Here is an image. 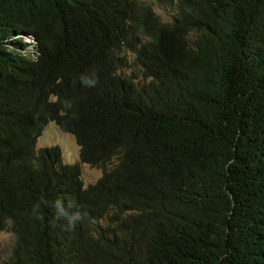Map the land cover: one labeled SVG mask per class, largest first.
Returning a JSON list of instances; mask_svg holds the SVG:
<instances>
[{"label": "trees", "instance_id": "trees-1", "mask_svg": "<svg viewBox=\"0 0 264 264\" xmlns=\"http://www.w3.org/2000/svg\"><path fill=\"white\" fill-rule=\"evenodd\" d=\"M158 2L0 0L7 264H264V0Z\"/></svg>", "mask_w": 264, "mask_h": 264}, {"label": "rangeland", "instance_id": "rangeland-1", "mask_svg": "<svg viewBox=\"0 0 264 264\" xmlns=\"http://www.w3.org/2000/svg\"><path fill=\"white\" fill-rule=\"evenodd\" d=\"M145 2H152L155 12L162 18H168L167 13L163 10L161 4L158 0H142ZM45 145H58L61 148L63 160L68 163L75 161L73 152L76 151V144L74 138L68 134L62 133L58 130L54 123L50 122L42 132V134L37 138L36 147H41ZM72 161V162H71ZM101 171L97 168L90 166L82 167V179L86 182L94 181ZM12 235L3 232L0 234V264H7L9 259V254L12 248Z\"/></svg>", "mask_w": 264, "mask_h": 264}, {"label": "clouds", "instance_id": "clouds-1", "mask_svg": "<svg viewBox=\"0 0 264 264\" xmlns=\"http://www.w3.org/2000/svg\"><path fill=\"white\" fill-rule=\"evenodd\" d=\"M83 83H85L89 87H95L97 84V79L96 78L85 79ZM54 207L57 212V215L59 217H64L67 220L69 226H72L77 220L81 219V216L79 213L68 215L62 202L60 201L55 202Z\"/></svg>", "mask_w": 264, "mask_h": 264}]
</instances>
